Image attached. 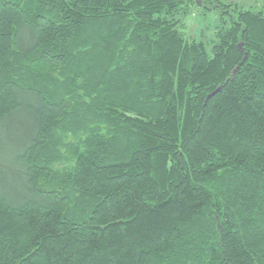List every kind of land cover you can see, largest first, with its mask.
Wrapping results in <instances>:
<instances>
[{"label":"trees","instance_id":"16d2710c","mask_svg":"<svg viewBox=\"0 0 264 264\" xmlns=\"http://www.w3.org/2000/svg\"><path fill=\"white\" fill-rule=\"evenodd\" d=\"M0 130V264H264V5L0 0Z\"/></svg>","mask_w":264,"mask_h":264},{"label":"rangeland","instance_id":"374dc122","mask_svg":"<svg viewBox=\"0 0 264 264\" xmlns=\"http://www.w3.org/2000/svg\"><path fill=\"white\" fill-rule=\"evenodd\" d=\"M227 2L235 3L239 7L247 10H254V11H260L263 8L264 0H226ZM205 17L201 16V11L199 8H191V11L188 16L184 19V33L185 36L188 38H193L195 40H200L202 38H199L200 32L203 31V29L209 25H213L215 18L218 16L213 15L212 13L208 14ZM223 17L225 18L226 15L223 14ZM11 131V129L8 131V133ZM13 134V132H12ZM0 135L6 136L7 131L0 130ZM14 146L11 145L5 148L3 152L0 153V163L4 165H10L11 152L13 151ZM7 151V152H6ZM13 154V152H12ZM13 162H11L12 164ZM14 165V163L12 164Z\"/></svg>","mask_w":264,"mask_h":264},{"label":"water","instance_id":"95a60500","mask_svg":"<svg viewBox=\"0 0 264 264\" xmlns=\"http://www.w3.org/2000/svg\"><path fill=\"white\" fill-rule=\"evenodd\" d=\"M240 48V47H239ZM221 91V88H218L216 91H214L213 93H211L210 95H208L206 97L205 102H207L209 99H211L212 97H214L217 93H219Z\"/></svg>","mask_w":264,"mask_h":264}]
</instances>
